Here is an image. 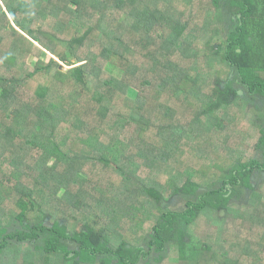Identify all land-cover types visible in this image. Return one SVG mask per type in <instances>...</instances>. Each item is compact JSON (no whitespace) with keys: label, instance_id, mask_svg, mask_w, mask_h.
<instances>
[{"label":"trees","instance_id":"16d2710c","mask_svg":"<svg viewBox=\"0 0 264 264\" xmlns=\"http://www.w3.org/2000/svg\"><path fill=\"white\" fill-rule=\"evenodd\" d=\"M0 264H264V0H0Z\"/></svg>","mask_w":264,"mask_h":264},{"label":"rangeland","instance_id":"374dc122","mask_svg":"<svg viewBox=\"0 0 264 264\" xmlns=\"http://www.w3.org/2000/svg\"><path fill=\"white\" fill-rule=\"evenodd\" d=\"M172 40L174 41V42H177V38L175 37H173L172 38ZM199 51L197 50V49H191V51L189 52V54L191 55V56H195L197 53H198ZM51 57H53V58H56L54 55H51L49 52H46V53H44V54H42V59L43 60H45V61H49V58H51ZM57 59V58H56ZM37 61V58L35 57V56H30L29 57V59L27 60V63L29 64V65H31V66H33L34 64H35V62ZM61 68L63 69V70H68L70 67L69 66H67L66 64H64V63H61ZM138 95V91L136 90V89H134V88H132V89H130L129 91H128V94H127V96H129L130 98H132V99H136L137 96ZM93 178L95 179L96 178V174L95 175H93ZM92 181H94V183L93 184H87V186H89V187H94V185L97 183V181L96 180H92ZM89 189V188H88ZM148 200V199H147ZM172 203L173 204H175V205H178V208L179 209H182L183 208V206L180 204V202L179 201H177L176 199H172ZM175 208V207H174ZM177 208V207H176ZM51 223L52 222H49L47 225L48 226H50L51 225Z\"/></svg>","mask_w":264,"mask_h":264}]
</instances>
